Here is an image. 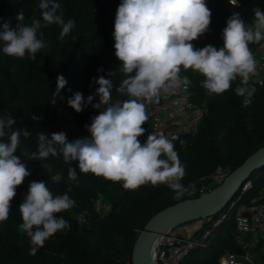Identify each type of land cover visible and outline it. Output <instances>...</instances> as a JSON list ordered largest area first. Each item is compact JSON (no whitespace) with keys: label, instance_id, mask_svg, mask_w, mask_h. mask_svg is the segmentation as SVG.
Instances as JSON below:
<instances>
[{"label":"trees","instance_id":"1","mask_svg":"<svg viewBox=\"0 0 264 264\" xmlns=\"http://www.w3.org/2000/svg\"><path fill=\"white\" fill-rule=\"evenodd\" d=\"M121 0H58L59 12L65 21L74 19L72 33L59 39L61 28L51 24L42 26L46 47L36 53V59L28 55L16 58L0 52V117L11 114L16 117V128H27L30 135L20 137L17 155L27 162L30 175L17 186L16 196L10 204L7 220L0 222V264H125L131 260L137 235L148 220L160 210L178 202L173 190L166 185H141L135 190L124 189L121 182L82 173L77 167V179L68 178V167L62 155L43 160H30L23 153L37 150L40 131H64L69 140L75 139L73 128H83L99 110L91 105L77 112L68 103L76 91L85 98L98 87L94 77L108 76L109 70L116 74L111 77L119 84L123 75L118 71L121 61L115 56L114 20ZM40 0H0V23L9 21L12 27L17 23V13L23 12L25 22L32 19L42 21ZM211 9V23L207 32L192 41L196 48L211 43L223 46L222 29L233 11L251 22L256 7L264 11V0H239L233 6L228 0H207ZM43 23V21H42ZM72 37H76L72 40ZM255 54L257 44H250ZM102 68L103 71H98ZM191 79L192 99L207 107L199 132L178 136L174 142L181 162L185 165L182 183L188 184L216 166L227 167L230 172L240 166L252 153L264 145V84L255 83L250 77L249 85L255 87L251 104H243L244 97L234 89L240 84L238 77L232 86L220 95L209 96L201 87L204 79L192 69L182 70ZM62 74L66 85L51 102L56 89V77ZM117 94L113 92L115 97ZM30 113L40 116L31 119ZM231 121V122H229ZM228 139L221 141V138ZM147 136L138 139L143 142ZM181 141H184L182 144ZM193 144L196 154L204 159L201 169L191 168L185 146ZM76 166V162L72 163ZM264 166L256 169L241 185L239 191L226 207L214 215L222 218L212 234L200 246L194 247L181 264H221L219 258L227 251H238L241 233L236 229L233 217L236 206L247 203L245 196L251 194L257 182L263 178ZM43 179L54 195L68 192L75 205L61 213L71 225L45 241L36 254H30V238L18 231L22 223L19 204L28 191L29 183ZM247 181L252 186L244 191ZM70 189V191H69ZM99 194L112 205V210L101 214L95 208ZM242 196V197H240ZM264 200V199H263ZM80 214L83 216L80 220ZM79 215V218L76 217ZM211 223L204 220L202 229Z\"/></svg>","mask_w":264,"mask_h":264},{"label":"clouds","instance_id":"2","mask_svg":"<svg viewBox=\"0 0 264 264\" xmlns=\"http://www.w3.org/2000/svg\"><path fill=\"white\" fill-rule=\"evenodd\" d=\"M228 3L239 6V0ZM39 7L43 23L40 19L26 23L23 12L17 13L15 27L9 21L0 23V52L16 58L28 55L35 60L36 53L46 47L42 26L59 25V39L72 33L76 22L71 18L65 21L58 0H40ZM210 23L207 0H121L113 37L122 80L114 84L111 77L116 73L109 70L107 78L104 75L93 78L98 87L92 94L85 98L76 91L67 101L77 112L88 105L99 110L90 124L84 125L90 135L69 140L64 131L50 135L40 131L37 150L30 153L25 150L23 155L30 160L62 155L69 165L70 180L77 179L78 167L82 173L121 182L128 190L163 184L180 199L186 188L182 183L185 165L174 144L178 135L153 131L143 142L138 139L146 132L142 125L149 119L147 104L186 86L188 81L180 73L188 69L204 77L200 85L209 96L222 94L238 77L240 84L234 91L244 97L245 106L251 104L256 91L248 83L259 63L250 44L264 42V11L256 7L251 22L233 11L222 29L223 46L209 43L196 48L192 41L207 32ZM66 83L65 77L58 74L51 98L53 105ZM29 115L33 121L40 119L36 114ZM16 123L11 114L0 117V222L8 219L17 186L30 175L27 162L16 154L20 137H28L30 133L27 128L14 127ZM73 162L76 166H72ZM75 203L67 191L54 195L43 179L29 183L18 206L22 217L18 231L30 238V254H36L58 231L71 228L68 220L57 213Z\"/></svg>","mask_w":264,"mask_h":264},{"label":"built area","instance_id":"3","mask_svg":"<svg viewBox=\"0 0 264 264\" xmlns=\"http://www.w3.org/2000/svg\"><path fill=\"white\" fill-rule=\"evenodd\" d=\"M254 56L259 63L256 72L251 74V78L255 83L263 85L264 42L257 44ZM180 75L182 78L187 79L188 84L186 86L181 87L174 93L163 94L158 102L153 101L147 104L146 111L149 119L142 125L146 129V136L153 131L169 136L173 133L182 136L199 132L207 107L193 101L191 79L185 73H180ZM90 122L91 119L87 124H90ZM73 132L75 138L90 135L85 127L73 128ZM229 173L230 170L227 167L218 166L208 177H203L198 182L185 184V194L180 199L174 198L180 201L185 198L201 196L222 184ZM251 186V182L247 181L243 190L247 191ZM263 199L264 191L244 205L236 206L234 222L236 229L242 236L238 243L240 249L225 252L221 256V264H257L254 260V250L260 246L264 247ZM95 208L101 214H107L112 210V205L104 199L102 194H99L95 200ZM237 213L239 214L237 215ZM222 219L223 217L216 220H214V217L207 219L212 224L202 229L199 236L196 235V231L179 232L178 228L182 226L164 233L153 247V264H181L194 247L203 244V241L212 234ZM202 223H204V220H202ZM125 264H132V261L129 260Z\"/></svg>","mask_w":264,"mask_h":264},{"label":"water","instance_id":"4","mask_svg":"<svg viewBox=\"0 0 264 264\" xmlns=\"http://www.w3.org/2000/svg\"><path fill=\"white\" fill-rule=\"evenodd\" d=\"M262 166L264 145L231 171L218 187L201 196L180 200L154 214L137 235L131 254L132 264H153V247L164 233L190 222L209 219L222 211L243 182Z\"/></svg>","mask_w":264,"mask_h":264},{"label":"rangeland","instance_id":"5","mask_svg":"<svg viewBox=\"0 0 264 264\" xmlns=\"http://www.w3.org/2000/svg\"><path fill=\"white\" fill-rule=\"evenodd\" d=\"M26 23H30V22H26ZM231 122V121H229ZM196 134V133H195ZM221 141H225V143L228 141V139H223V137L221 138ZM193 144H196V143H188L186 146H185V152L187 154V158H188V162L191 164V168H194V169H201L202 167H204L205 165V161L203 158H201L199 155L196 154V151H195V147ZM217 168V166H216ZM216 168L209 172V173H204L202 174V176L196 180H193L191 182H198L200 181L203 177H208L210 174H212ZM189 183V182H188ZM264 191V175H263V178H261L257 184H256V188L255 190L251 193V194H248L245 196V199L246 200H251L252 198H255L257 197L261 192ZM245 203L244 202H241L240 205H244ZM239 213H237L238 215ZM77 218H79V215H76ZM81 218H83V216L80 214V220ZM235 219V215L233 217V221ZM202 222V221H201ZM192 224V223H190ZM197 224V223H196ZM203 224V223H201ZM202 227V225L198 228V230ZM178 231L179 232H182V233H186V231L183 229V228H178ZM240 240V238H239ZM221 257L219 258V261L221 262ZM254 260L257 264H264V247L263 246H260L259 248L255 249L254 250Z\"/></svg>","mask_w":264,"mask_h":264},{"label":"crops","instance_id":"6","mask_svg":"<svg viewBox=\"0 0 264 264\" xmlns=\"http://www.w3.org/2000/svg\"><path fill=\"white\" fill-rule=\"evenodd\" d=\"M202 220H198V221H194V222H190V223H187L185 224L184 226H182L181 228H183L186 232L189 231V232H195L198 230V228L202 225L201 222ZM197 223V224H196Z\"/></svg>","mask_w":264,"mask_h":264}]
</instances>
